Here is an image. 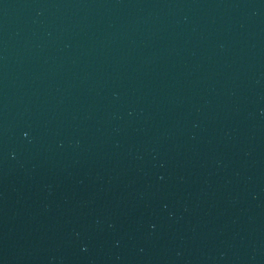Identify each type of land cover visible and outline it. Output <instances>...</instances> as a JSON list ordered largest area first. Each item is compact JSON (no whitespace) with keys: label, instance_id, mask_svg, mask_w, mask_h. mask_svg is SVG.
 I'll list each match as a JSON object with an SVG mask.
<instances>
[{"label":"water","instance_id":"1","mask_svg":"<svg viewBox=\"0 0 264 264\" xmlns=\"http://www.w3.org/2000/svg\"><path fill=\"white\" fill-rule=\"evenodd\" d=\"M0 264H264V0H0Z\"/></svg>","mask_w":264,"mask_h":264}]
</instances>
